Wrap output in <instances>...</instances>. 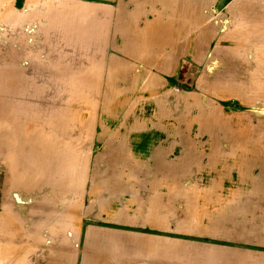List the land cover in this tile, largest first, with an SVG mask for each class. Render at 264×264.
Returning <instances> with one entry per match:
<instances>
[{
    "label": "crops",
    "instance_id": "obj_1",
    "mask_svg": "<svg viewBox=\"0 0 264 264\" xmlns=\"http://www.w3.org/2000/svg\"><path fill=\"white\" fill-rule=\"evenodd\" d=\"M212 46L208 79L215 63L263 79L264 0H0V264H158L157 250L100 235L165 236L154 191L230 189L234 174L237 234L226 242L264 254V144L214 149L213 136L182 130L190 94L168 85ZM53 95L95 96L94 132L71 112L82 103ZM139 96L173 117L138 119ZM86 137L103 148L87 155Z\"/></svg>",
    "mask_w": 264,
    "mask_h": 264
},
{
    "label": "rangeland",
    "instance_id": "obj_2",
    "mask_svg": "<svg viewBox=\"0 0 264 264\" xmlns=\"http://www.w3.org/2000/svg\"><path fill=\"white\" fill-rule=\"evenodd\" d=\"M211 8L213 16H217L219 14L218 5L214 3ZM232 41L231 39L228 40V42ZM213 42L214 45L217 43V41ZM212 50H214V46L209 49V54L201 63H188L185 61L186 59H183L180 70L175 74V79L168 81L171 88L180 91L182 94L189 91L187 93L190 94L191 107L189 108L190 105L188 104V109L186 111L182 110L179 117L189 118L191 122L189 126H182V130L190 134L213 136V142H208V144L212 145L214 149H217V145L225 146L228 143V149L236 151L242 149L238 145H243V141L246 143L249 141L246 139L251 138L254 140H251L250 144L255 141L263 145L264 87L261 88L260 84L264 86V78H250L247 80V78L241 77L242 79L238 81L237 71L235 70L237 65L235 67L233 63H229V65L215 63V76L218 79H208L205 76V66L208 65L211 68L214 65L210 61L207 62L211 59ZM249 58L253 59V57ZM222 64L227 66L224 68ZM253 65L250 64V70L247 73L252 74L254 72ZM248 82L251 86H254V89L247 86ZM255 84L258 85L259 90ZM239 85L241 87H238ZM254 90H257V92L255 93ZM48 99L53 102L82 103L81 108L76 109L73 107L71 112L74 118L84 121L89 130L94 132L97 114L99 113L96 110L97 107H93V104L97 103L95 96L53 95L49 96ZM149 99L146 100L140 97V99L134 100L136 102L135 106L138 107L134 113L139 116L138 119H169L173 117L170 112L164 113L156 108L160 105V102L154 104ZM194 102L196 107L193 109L192 104ZM242 136H248V138L245 137L243 140ZM237 137H240L241 140H238ZM88 139L86 137L84 142L87 155L92 156L103 148L104 143L95 142L92 144L91 139L90 141ZM69 143L71 145L73 141L70 140ZM0 170L4 173L3 169L0 168ZM234 173H236L235 170ZM235 175L232 177L233 181L230 182L233 188L231 185L230 189H224L221 186L223 188H218V190L214 188L206 190L204 185H200L199 190L154 191V198L159 196L165 202V236H133V239L130 240L128 237L113 231L106 234L104 232L100 236H102V240L104 239V244H108L112 240L125 242V250H157L159 255L156 256L157 258L155 257V262L158 264H161V261H164L163 264H264L263 253L255 251L242 252L239 248L229 246L226 242V240H229V242H231L230 240H236L230 237L227 239V235L237 234L235 228L237 215L234 189ZM90 187H92V184L88 172L85 176V190L88 191ZM215 187L217 188V186ZM105 193L109 196L107 190ZM87 200L86 197V202ZM228 217L232 221L228 220L230 222L226 223ZM221 218L225 222H222ZM223 227L226 228L225 231ZM89 241L90 239L86 242L85 250H95L96 244L92 241L88 244ZM108 250L113 249L109 248ZM143 257L149 258L150 262L153 261V259L151 260L152 256L149 254Z\"/></svg>",
    "mask_w": 264,
    "mask_h": 264
},
{
    "label": "bare ground",
    "instance_id": "obj_3",
    "mask_svg": "<svg viewBox=\"0 0 264 264\" xmlns=\"http://www.w3.org/2000/svg\"><path fill=\"white\" fill-rule=\"evenodd\" d=\"M264 54V53H263ZM232 66V64H230ZM260 87L263 88L264 86L260 84Z\"/></svg>",
    "mask_w": 264,
    "mask_h": 264
}]
</instances>
